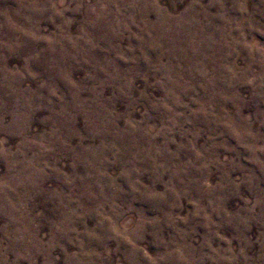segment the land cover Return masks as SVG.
Segmentation results:
<instances>
[{"label": "rangeland", "instance_id": "374dc122", "mask_svg": "<svg viewBox=\"0 0 264 264\" xmlns=\"http://www.w3.org/2000/svg\"><path fill=\"white\" fill-rule=\"evenodd\" d=\"M0 264H264V0H0Z\"/></svg>", "mask_w": 264, "mask_h": 264}]
</instances>
